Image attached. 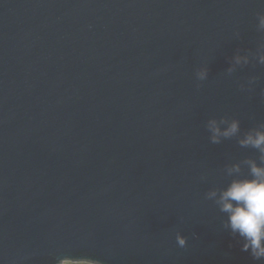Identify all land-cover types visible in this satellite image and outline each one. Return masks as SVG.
<instances>
[{"label": "water", "instance_id": "obj_1", "mask_svg": "<svg viewBox=\"0 0 264 264\" xmlns=\"http://www.w3.org/2000/svg\"><path fill=\"white\" fill-rule=\"evenodd\" d=\"M260 13L264 0H0V264H264L205 198L227 165L260 163L205 127L264 123ZM236 52L249 63L229 75Z\"/></svg>", "mask_w": 264, "mask_h": 264}, {"label": "clouds", "instance_id": "obj_2", "mask_svg": "<svg viewBox=\"0 0 264 264\" xmlns=\"http://www.w3.org/2000/svg\"><path fill=\"white\" fill-rule=\"evenodd\" d=\"M257 29L264 32V13L258 14ZM261 48L264 49V45H261ZM255 59L264 65V50H258ZM248 63V54L236 52L230 58L226 72L230 75L237 66ZM195 75L198 82L204 81L208 76V68L200 67ZM256 79L250 77L248 87H251ZM240 87L244 88L245 85L242 84ZM205 127L213 144H219L222 139L236 137L240 146L258 150L260 163L248 158L227 165L225 172L232 179L222 188L208 190L205 198L212 200L220 212L226 214L224 227L233 236L240 238L241 250L248 252L255 260H264V123L240 134V121L222 116L219 119L210 117ZM241 163L247 165L250 176L237 175L241 171ZM175 238L180 247L185 245V237L179 232ZM55 264H102V261L84 255L63 256L56 260Z\"/></svg>", "mask_w": 264, "mask_h": 264}]
</instances>
